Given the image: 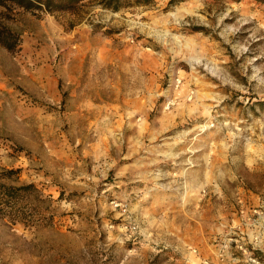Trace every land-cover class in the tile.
Instances as JSON below:
<instances>
[{"label": "rangeland", "instance_id": "374dc122", "mask_svg": "<svg viewBox=\"0 0 264 264\" xmlns=\"http://www.w3.org/2000/svg\"><path fill=\"white\" fill-rule=\"evenodd\" d=\"M124 1L7 23L0 169L51 218L0 264H264V3Z\"/></svg>", "mask_w": 264, "mask_h": 264}, {"label": "trees", "instance_id": "16d2710c", "mask_svg": "<svg viewBox=\"0 0 264 264\" xmlns=\"http://www.w3.org/2000/svg\"><path fill=\"white\" fill-rule=\"evenodd\" d=\"M93 1L114 12L126 7L124 0H0V45L16 52L21 44L20 35L8 26L16 9L49 14L75 13L83 3ZM155 0H134L137 6H148ZM185 1V0H175ZM264 3V0H260ZM131 2V1H130ZM129 5V4H128ZM21 169H0V216L13 223L28 227L43 225L48 219L51 201L34 184L20 182Z\"/></svg>", "mask_w": 264, "mask_h": 264}, {"label": "bare ground", "instance_id": "6f19581e", "mask_svg": "<svg viewBox=\"0 0 264 264\" xmlns=\"http://www.w3.org/2000/svg\"><path fill=\"white\" fill-rule=\"evenodd\" d=\"M185 13L189 14V13H194V10H191L189 8H183V10ZM191 61H193L194 63H200L199 59H192Z\"/></svg>", "mask_w": 264, "mask_h": 264}, {"label": "built area", "instance_id": "2783aa9c", "mask_svg": "<svg viewBox=\"0 0 264 264\" xmlns=\"http://www.w3.org/2000/svg\"><path fill=\"white\" fill-rule=\"evenodd\" d=\"M174 84L176 85V87H178L180 84V80H177L176 82H174Z\"/></svg>", "mask_w": 264, "mask_h": 264}]
</instances>
